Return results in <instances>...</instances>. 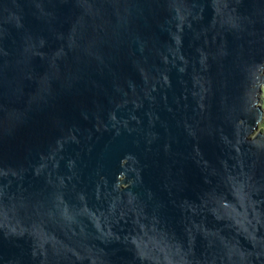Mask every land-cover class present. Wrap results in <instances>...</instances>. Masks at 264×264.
I'll return each instance as SVG.
<instances>
[{"label":"water","instance_id":"obj_1","mask_svg":"<svg viewBox=\"0 0 264 264\" xmlns=\"http://www.w3.org/2000/svg\"><path fill=\"white\" fill-rule=\"evenodd\" d=\"M264 0H0V264H264Z\"/></svg>","mask_w":264,"mask_h":264},{"label":"rangeland","instance_id":"obj_2","mask_svg":"<svg viewBox=\"0 0 264 264\" xmlns=\"http://www.w3.org/2000/svg\"><path fill=\"white\" fill-rule=\"evenodd\" d=\"M264 87V83L261 86V89ZM262 94H261V101H260V106L262 107V109L264 110V91L262 89ZM259 128L264 129V120L262 121V123L259 125Z\"/></svg>","mask_w":264,"mask_h":264},{"label":"trees","instance_id":"obj_3","mask_svg":"<svg viewBox=\"0 0 264 264\" xmlns=\"http://www.w3.org/2000/svg\"><path fill=\"white\" fill-rule=\"evenodd\" d=\"M262 89H263V91H264V87H263Z\"/></svg>","mask_w":264,"mask_h":264}]
</instances>
